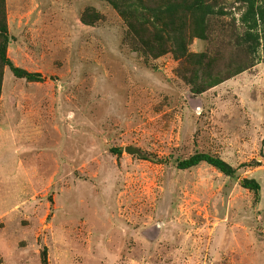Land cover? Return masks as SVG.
<instances>
[{
	"label": "rangeland",
	"instance_id": "1",
	"mask_svg": "<svg viewBox=\"0 0 264 264\" xmlns=\"http://www.w3.org/2000/svg\"><path fill=\"white\" fill-rule=\"evenodd\" d=\"M1 26L41 79L0 60V264H264V0H0Z\"/></svg>",
	"mask_w": 264,
	"mask_h": 264
},
{
	"label": "trees",
	"instance_id": "2",
	"mask_svg": "<svg viewBox=\"0 0 264 264\" xmlns=\"http://www.w3.org/2000/svg\"><path fill=\"white\" fill-rule=\"evenodd\" d=\"M248 14L251 15L252 20L256 18V11L253 9V6L250 5ZM253 27H249V29L245 32L247 38L253 41L252 44L247 45L248 51L254 52L259 46V37L256 32L253 31ZM0 60L3 61L11 70L13 75L18 78H25L30 81H36L41 79V74L38 72H29L18 66L12 64V62L6 56V45L9 41V35L6 26L0 27ZM200 162H205L215 168H217L222 173L234 177L235 169L229 165L227 162L222 160L219 157L212 156L203 152H195L187 158L180 159L177 161L176 166L180 169H186L192 166L197 165ZM241 185L249 190H252L256 195L260 190V184L253 178H244L242 179Z\"/></svg>",
	"mask_w": 264,
	"mask_h": 264
},
{
	"label": "water",
	"instance_id": "3",
	"mask_svg": "<svg viewBox=\"0 0 264 264\" xmlns=\"http://www.w3.org/2000/svg\"><path fill=\"white\" fill-rule=\"evenodd\" d=\"M124 151L130 155H137L139 157H145L146 154L139 148L133 146V145H126L124 147Z\"/></svg>",
	"mask_w": 264,
	"mask_h": 264
}]
</instances>
